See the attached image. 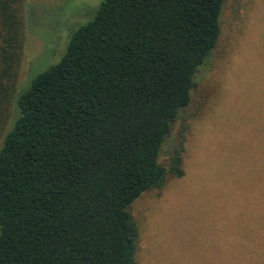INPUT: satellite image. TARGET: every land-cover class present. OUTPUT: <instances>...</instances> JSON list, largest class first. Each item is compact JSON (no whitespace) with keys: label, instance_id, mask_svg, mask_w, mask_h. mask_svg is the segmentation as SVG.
Instances as JSON below:
<instances>
[{"label":"trees","instance_id":"16d2710c","mask_svg":"<svg viewBox=\"0 0 264 264\" xmlns=\"http://www.w3.org/2000/svg\"><path fill=\"white\" fill-rule=\"evenodd\" d=\"M225 2L101 0L12 111L24 0H0V133L12 119L0 145V264H139L130 208L185 174L196 78ZM262 229L237 264H264Z\"/></svg>","mask_w":264,"mask_h":264},{"label":"rangeland","instance_id":"374dc122","mask_svg":"<svg viewBox=\"0 0 264 264\" xmlns=\"http://www.w3.org/2000/svg\"><path fill=\"white\" fill-rule=\"evenodd\" d=\"M101 0H24L15 92L55 64ZM217 49L197 75L181 179L132 205L139 264H237L264 226V0H226ZM12 119L0 133V145ZM175 133L166 139L165 163ZM258 225V226H257ZM264 245V242H263Z\"/></svg>","mask_w":264,"mask_h":264}]
</instances>
